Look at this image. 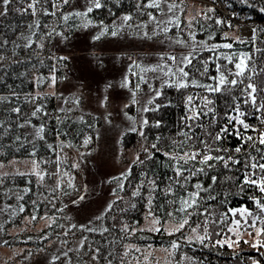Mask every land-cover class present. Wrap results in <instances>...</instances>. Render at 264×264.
<instances>
[{"label": "trees", "instance_id": "obj_1", "mask_svg": "<svg viewBox=\"0 0 264 264\" xmlns=\"http://www.w3.org/2000/svg\"><path fill=\"white\" fill-rule=\"evenodd\" d=\"M205 1L221 2L233 9L237 20L254 22L253 40L237 36V21L217 20L212 5L201 13L202 0H99L101 7L91 12H87L91 0L67 4L39 0L34 9L29 8L33 0H12L6 14L0 15V97L7 98L0 101V162L33 157L50 168L60 152L90 148L100 119L85 109V92L70 90L62 97L47 91L52 74L66 79L62 73L71 63L59 52L79 53L70 40L79 32L82 18L89 23L85 32L107 29L95 41L113 36L112 32L117 33L113 37L162 40L156 50L160 57L129 64L130 115L145 94L147 106L143 120L120 135V166L100 179L107 199L94 216L80 221L73 212L75 195L82 193L84 157L75 168L63 161L62 169L73 175L71 185L64 184L49 197L32 173L0 176V244L10 250L0 264H34L39 259L45 264H146L149 248L172 250L168 263L154 262L155 255L148 254L151 264H264V210L257 204H264V193L243 186L244 161L249 155L258 157L256 149L264 151L258 143L264 112L241 103L250 129L228 121L235 115L234 98L242 101L248 83L264 80V0ZM78 5L85 7L84 12L76 11ZM171 5L176 7L169 11ZM227 44L232 47H224ZM242 56L251 57L249 71L239 78L244 84L228 85L229 91H208L206 86L218 82V65L235 71L225 57L238 61ZM182 57H190L191 64H181ZM180 67L188 73L183 81ZM234 78L228 75L229 80ZM180 82L188 87H178ZM224 127L228 133L221 140H209V133ZM237 131L254 137L255 144L241 140ZM241 145V153H236ZM133 148L136 154L126 158L123 150ZM193 152L201 153L200 158L189 159ZM229 154L241 163L225 167L217 160L200 162L203 155ZM192 198L197 203L181 211L183 201L190 203ZM46 218L50 220L38 228ZM148 218L154 227L146 224ZM22 225L26 227L19 229Z\"/></svg>", "mask_w": 264, "mask_h": 264}, {"label": "rangeland", "instance_id": "obj_2", "mask_svg": "<svg viewBox=\"0 0 264 264\" xmlns=\"http://www.w3.org/2000/svg\"><path fill=\"white\" fill-rule=\"evenodd\" d=\"M202 2L201 13L211 5L214 8V3L207 1L208 5H205L206 1L202 0ZM84 9V6L78 5L76 11L81 10L84 12ZM231 20L237 21V36L244 39V37L239 36L240 27L242 24L249 22L237 20L235 14ZM86 22L87 20L82 18V23L78 28L79 32H76L74 38L70 40L71 44L78 45L79 53L63 52V50L59 52L70 58L71 63L62 73L65 75H63V78L66 79L61 77L57 79L52 74L47 91H53L57 95L60 94V96L70 90L85 92L87 107L85 109L96 113L100 119V124L95 129L94 140L90 148L75 150L76 152L70 151L69 153L60 152L56 156L58 162L53 161L50 168L48 163H45L46 167H44V161H39L33 157L10 158L5 162H0V176L13 173H32L36 181L46 190L45 196L49 197L48 194L59 190L64 184L71 185L73 175L70 170L62 169L61 164L63 161L67 164L70 163L75 168L77 163L82 160V158L78 160L79 157H84L81 167L83 176L81 180L82 193L80 191L78 195H75L74 211L71 209L80 221L90 219L106 203L107 196L103 195L106 191L105 188H100V179L110 172H115L120 166L119 156L122 150H120L119 138L121 133L143 120L141 118L147 106L145 100H147L148 94L143 95L140 103L136 102L138 106L133 108V116L130 115L131 113L128 110V105L132 102L126 81L127 76L130 75L129 64L137 59L138 61H149L153 57L162 55L159 51H156L162 44L161 39L149 41V38L144 36L134 38L124 35L120 37L106 36L102 41H95L94 37L101 34V30L99 29V32H97L96 29H91L85 32L84 27L89 24ZM134 31H137V29ZM43 41L44 37L39 43V47H42ZM57 42L60 43L61 38H57ZM141 45H145L146 48H140ZM53 76L55 77V83L52 82ZM107 83L112 85L106 88ZM134 147L137 149V146ZM123 151L126 158L136 154L134 148ZM49 220V218L41 219L36 226L39 228ZM152 221L151 218H148L146 224L154 227L156 223H152ZM22 227L26 226L22 225L19 229ZM176 227H178L177 224H172V228ZM13 250L20 252L21 247H15ZM8 251L10 250L0 244V259ZM171 251L170 248H149L145 259H143L145 263L147 262L146 264H151L148 261V254L152 253L155 255L154 262L168 263V256H170ZM34 264H45V262L43 259H39ZM131 264H137V262Z\"/></svg>", "mask_w": 264, "mask_h": 264}, {"label": "snow or ice", "instance_id": "obj_3", "mask_svg": "<svg viewBox=\"0 0 264 264\" xmlns=\"http://www.w3.org/2000/svg\"><path fill=\"white\" fill-rule=\"evenodd\" d=\"M39 0H33V3L29 5V8L34 9L35 4L38 3ZM69 2V0H63V3L67 4ZM12 3V0H0V7L3 8V11H0V15H4L6 14L7 10H8V6ZM91 7L87 8V12H91L92 8H100L101 4L99 2V0H91ZM151 7H156L159 8L158 4H151ZM176 7L175 5H171L169 7V11L172 10V8ZM211 11V9L209 10ZM87 12L85 13H72L70 15H66L63 17V19L65 21H67L70 16H85L87 14ZM54 15V13H52ZM125 21L129 20L130 17H125L124 18ZM218 23H220V21H217ZM86 26V25H85ZM55 31V30H53ZM107 29L104 30V32H106ZM166 31V29H165ZM104 32H101V35L104 34ZM113 36H115L117 33L116 32H112L111 33ZM51 35V33L49 34ZM57 35H63L62 33H57ZM145 35L147 36V33H145ZM94 39H99V36L94 37ZM194 39V37H193ZM242 42V41H241ZM224 47L227 48H231L232 45L231 44H227L224 45ZM0 59H3L2 57H0ZM61 60L66 59L65 57H61ZM169 59L175 60V57H170ZM225 59H227L229 61V63H234V68L235 71H231L229 69H227L226 67H224L223 69L221 68V66H217V71L220 73L219 75V79L218 82L215 86H206L208 91L211 92H221V91H229L228 89V85H232V86H236L238 84L242 85L244 84L243 79H239L240 77H244L245 74L249 71V67H248V61L251 60V57H245L242 56L238 59V61H234L232 57H225ZM191 64V58L190 57H182L181 58V64ZM179 74H180V78L181 81H183V79L185 77L188 76V73L184 71L183 67H180L178 69ZM264 71V70H262ZM204 72H207V68H204ZM225 73H228V75H232L236 78L229 80L228 79V75H226ZM175 75V74H174ZM254 75V74H253ZM249 80L253 79L252 75H249L247 77ZM52 82L55 83V77H52ZM193 84H195V81H192ZM259 84V86H258ZM257 83H248L243 89L242 92L244 94V98L242 99V101L240 102H235V98H234V106L232 108V111L235 113V115H229L228 116V121L229 124H237L239 126H241L245 131L250 129V125L245 123L243 117L245 116L244 112L240 111V106L241 103L243 105H247L253 109H255L257 112H264V80L260 81ZM178 87H188V83L187 82H180L177 84ZM258 95L262 98L261 100H258ZM7 99L6 97H0V101ZM189 102H191V97H189ZM207 103H211V101H208ZM207 106V104L205 105V107ZM14 111L19 112V109H14ZM40 111V109H37V112ZM209 111H211V109H209ZM201 113H197V117L200 115ZM203 114H207V113H203ZM33 115H36V112L33 113ZM197 117H192V119H195ZM262 122H264V119H262ZM254 130V129H253ZM40 131H43V129L41 128ZM228 133V128L224 127L222 128L218 133L212 134L209 133L208 134V138L209 140H213L215 139L216 141H219L222 139V136ZM237 135L239 136V138L243 141L247 142H252L253 144H255L256 140L254 137L252 136H244L243 134H241L239 131H237ZM85 143H87V141H85ZM258 143L260 145H264V132H261L259 134V138H258ZM155 147V146H153ZM242 147L243 145H241V147H237L235 149L236 153H241L242 151ZM256 151L259 153L258 157H252V156H248V159L246 161H244V167L246 169L245 173H244V181H243V186H255L259 189L260 192L264 193V151H262L261 149H256ZM201 153L199 152H193L191 154H189L188 158L195 160L197 158V156H200ZM210 160H217L221 163L224 164L225 167L229 166V163L232 164H239L241 163L240 160H236L233 159L232 155L229 154L227 156V158L223 157V156H211V155H203L202 160L200 161L202 164H207L208 161ZM200 171H203V169H201ZM177 175H182V173L177 170ZM213 181L215 182V178H213ZM199 187V186H197ZM199 193H196V196H198ZM197 203V200L195 198L191 199V202L189 203L188 200L183 201V205L184 207L181 209V211L186 210V208H190L193 205H195ZM257 204L259 205V207L264 210V204L260 203V201H257ZM35 217H33L34 219ZM185 223H187V221H185ZM180 227H183V224L180 225ZM179 230V229H177ZM259 234V233H257Z\"/></svg>", "mask_w": 264, "mask_h": 264}, {"label": "built area", "instance_id": "obj_4", "mask_svg": "<svg viewBox=\"0 0 264 264\" xmlns=\"http://www.w3.org/2000/svg\"><path fill=\"white\" fill-rule=\"evenodd\" d=\"M205 5H208V2H205ZM214 5V15L217 20L230 21L234 17V11L221 2L215 3ZM253 27L254 22H249L247 24H242L240 27V37H244L245 40L252 41L253 36ZM200 158V156H199Z\"/></svg>", "mask_w": 264, "mask_h": 264}]
</instances>
